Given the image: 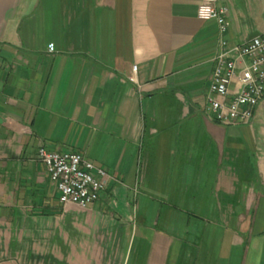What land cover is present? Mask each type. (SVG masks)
I'll list each match as a JSON object with an SVG mask.
<instances>
[{
  "label": "crops",
  "instance_id": "obj_1",
  "mask_svg": "<svg viewBox=\"0 0 264 264\" xmlns=\"http://www.w3.org/2000/svg\"><path fill=\"white\" fill-rule=\"evenodd\" d=\"M202 2L0 0V264H264V99L206 111ZM217 4L264 34V0ZM40 148L105 169L99 201L61 204Z\"/></svg>",
  "mask_w": 264,
  "mask_h": 264
},
{
  "label": "built area",
  "instance_id": "obj_2",
  "mask_svg": "<svg viewBox=\"0 0 264 264\" xmlns=\"http://www.w3.org/2000/svg\"><path fill=\"white\" fill-rule=\"evenodd\" d=\"M228 10L217 0H203L198 17L217 24V51L206 95V111L222 126L247 125L264 99V34L243 44H230ZM53 52V45L48 46ZM136 71V66L132 67ZM38 160L55 186L59 202L85 209L98 202L108 174L77 152L57 153L40 148Z\"/></svg>",
  "mask_w": 264,
  "mask_h": 264
}]
</instances>
